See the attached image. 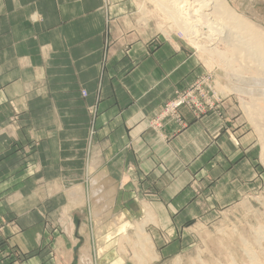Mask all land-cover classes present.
Listing matches in <instances>:
<instances>
[{
  "label": "crops",
  "instance_id": "obj_1",
  "mask_svg": "<svg viewBox=\"0 0 264 264\" xmlns=\"http://www.w3.org/2000/svg\"><path fill=\"white\" fill-rule=\"evenodd\" d=\"M190 60L182 49L137 29L126 0H0V147L14 138L4 127L10 103L19 99L16 107L26 110L22 125L29 128L17 141L36 140L52 150L62 172H85L88 154L104 168L131 166L149 184L164 219L175 221L194 207L192 182L208 157L215 155V171L225 166L231 173L235 158L243 162L250 154L246 144L238 146L245 137L213 112L195 119L181 109L185 127H149L162 105L196 80ZM65 157L76 166L61 169ZM25 173L22 166L19 174ZM21 179L29 186L28 177ZM2 181L0 220H9L14 216ZM46 235L3 233L0 264H47L50 248L59 253L54 243H66L65 235L55 234L46 248Z\"/></svg>",
  "mask_w": 264,
  "mask_h": 264
},
{
  "label": "rangeland",
  "instance_id": "obj_2",
  "mask_svg": "<svg viewBox=\"0 0 264 264\" xmlns=\"http://www.w3.org/2000/svg\"><path fill=\"white\" fill-rule=\"evenodd\" d=\"M162 1L126 0L130 18L137 29L152 33L159 44L167 42L187 53L198 75L194 82L176 91L174 97L162 105L149 119V127L159 129L169 122L185 127L181 109L189 111L195 119L209 112L219 114L234 126L235 132L245 137L246 142H238V146L246 144L250 149L245 159L248 164L238 155L236 162L228 163L231 173H226L225 166L220 173L219 169H214L217 162L212 154L201 164L192 182L194 207L170 222L164 219L163 208L154 201L149 184L136 178L131 166L124 169L114 162L113 169L104 168L101 159L88 154L85 172H62L52 150L46 152V147H38L40 143L36 140L17 141L18 132L25 129L26 133L29 126L22 125L21 116L26 110L20 111L16 106L21 107L22 103L15 99L10 103L12 114L4 127L14 138L7 148L4 143L0 147V182L7 181L2 189L8 187L5 199L14 217L0 220V236L3 233H47L48 248L53 245L52 236L65 235L62 240L66 244L54 243L59 246V253L50 248L47 264H54L57 258L59 264H264V64L253 55L250 46H246L243 31L226 20L212 19L214 16L208 15L212 12V0L207 5L196 0H179L184 8H189L184 10L187 14L184 28L189 30L185 35L178 23L164 14L159 6ZM226 1L228 8L264 32V0ZM189 2L205 7L190 9L193 6ZM195 24L199 25L197 29ZM204 36L208 38L204 40ZM190 39L199 42L201 49L194 48ZM211 48L231 53L236 50L238 54L220 58L203 52ZM197 90L211 103L205 106L203 114L188 102L179 105L174 114L173 111L165 114L166 105L189 92L198 96ZM157 118L159 123L151 127L150 122ZM217 150L214 148L213 152ZM63 161L67 162L61 166L63 170L76 166L68 163V157ZM38 162L45 165L42 173L37 171ZM22 166L26 167L25 174H19ZM24 176L28 177L29 186L21 185ZM221 177L222 185L219 184ZM17 184L21 185L18 189ZM25 200L28 205L23 204ZM136 226H142V234L136 233Z\"/></svg>",
  "mask_w": 264,
  "mask_h": 264
},
{
  "label": "bare ground",
  "instance_id": "obj_3",
  "mask_svg": "<svg viewBox=\"0 0 264 264\" xmlns=\"http://www.w3.org/2000/svg\"><path fill=\"white\" fill-rule=\"evenodd\" d=\"M188 1H190V0H188ZM187 1V2H188ZM196 1H198L199 2V4L200 3H206V5L208 4V2L210 1V0H208V1H206V0H196ZM213 1V6L211 7V4H210V7H211V10H212V12H211V14H208V15H211V16H214V17H212V19L213 18H215V17H217L218 18V20H221V21H223V20H226L227 22H228V24L230 23L233 27H235V28H237V29H239V31H243L242 33H245L244 35H245V37H246V42H247V44H246V46L247 45H249L248 47L251 49V51L253 52V55L254 56H256L258 59V61L259 62H261L262 64H264V32L263 31H260V30H258L257 28L255 29L254 28V26L252 25L251 26V22L249 23V21H246V19H244L242 16H241V14H238L235 10H233L232 8L230 9V8H228L227 6H226V4H225V1L224 0H212ZM211 1V2H212ZM198 2H197V4H198ZM227 2V1H226ZM188 4H192V6H193V3L191 2H189ZM196 4V2H195V6L197 5ZM198 4V5H199ZM186 5V4H185ZM202 5H203V7H202ZM201 5V7L200 6H196L197 8H201V10L205 7L204 6V4H202ZM159 6L164 10V14L166 15V16H168V17H170L171 19H172V21H175L176 23H178V28L179 29H181V32H185L184 33V35L187 33L188 34V29H186V28H184V27H186V20H187V17L185 16V15H187L185 12L187 11V10H185V9H187L188 7L187 6H185V7H187V8H184V5L183 4H181L180 3V1L179 0H163L162 2H160V4H159ZM191 6V5H190ZM195 6H193L192 8H190V9H193ZM194 8V9H197V8ZM207 7V6H206ZM140 8V7H139ZM209 8V7H208ZM189 9V8H188ZM184 10H185V12H184ZM205 11V10H204ZM207 11V10H206ZM209 11V10H208ZM195 13V12H194ZM200 13V12H199ZM209 13H210V11H209ZM191 14V13H190ZM196 14H197V12H196ZM201 14V13H200ZM189 15V14H188ZM207 15V16H208ZM191 16H192V14H191ZM191 16H189V17H191ZM193 16H196V15H193ZM202 16H203V14H202ZM201 17V16H200ZM199 17V18H200ZM204 17H206V16H204ZM203 17V18H204ZM196 18V17H195ZM210 18V17H209ZM209 18H208V22H209ZM216 18V19H217ZM169 19V18H168ZM193 19V18H192ZM191 19V20H192ZM207 19V18H206ZM216 19L214 20V21H216ZM203 20V19H202ZM201 20V21H202ZM217 20V22H219ZM194 21V20H193ZM204 21H205V19H204ZM203 21V22H204ZM210 21H211V19H210ZM191 22V21H190ZM208 22H205V23H208ZM217 22H215L216 24H217ZM188 23H189V21H188ZM210 23V22H209ZM214 23V22H213ZM203 24V23H202ZM202 24H200V27H201V25ZM212 24V23H211ZM226 24V23H225ZM174 25V24H173ZM189 25H193V22H192V24H190L189 23ZM196 25V24H195ZM213 25V24H212ZM175 26V25H174ZM194 26V25H193ZM197 26L199 27V25L197 24L195 27H196V29H197ZM204 26H206V25H204ZM208 26H210L209 24H208ZM213 26H215V24L213 25ZM211 27L212 29L214 28V27ZM217 26H219V25H217ZM216 26V27H217ZM203 27V26H202ZM188 28V27H187ZM193 28V27H192ZM209 28V27H208ZM190 29V28H189ZM200 30H201V28H199ZM205 28H203V30H204ZM211 29V30H212ZM215 29V28H214ZM221 29V27H219V30ZM191 30V29H190ZM206 30V29H205ZM230 30V29H229ZM180 31V30H179ZM208 31V30H207ZM192 32H193V29H192ZM191 32V33H192ZM213 32V31H212ZM211 32V33H212ZM197 34H199L198 32H196ZM201 33H202V30H201ZM205 33V32H204ZM209 33V32H208ZM211 33H210V35H211ZM203 34V33H202ZM202 34H200V36L202 35ZM232 34V33H231ZM229 35H230V33H229ZM212 36H213V34H212ZM215 36V35H214ZM214 36H213V38H214ZM189 37V36H188ZM195 37H197V38H199V39H201V40H203L202 38H200L199 36H194V38ZM203 37V36H202ZM205 38H204V40L206 39V37L207 36H204ZM208 37H210V38H212L211 36H209V34H208ZM207 37V38H208ZM193 38V37H192ZM228 38V37H227ZM231 39V38H230ZM195 40V39H194ZM194 40H191L190 39V41L191 42H189L194 48H197V50H199V49H201L200 48V46H199V42H195ZM188 41H189V39H188ZM212 41V39L210 40V42ZM217 41V40H216ZM206 43H208V41L206 42ZM205 43V44H206ZM226 43V42H225ZM224 43V44H225ZM228 43V42H227ZM233 43V42H232ZM209 44V43H208ZM244 44H245V42H244ZM211 46V45H210ZM228 46V45H227ZM204 49V48H203ZM235 49V48H234ZM203 52H207L208 54H210V55H215V56H217V57H224V56H231L230 55V53H231V51H228V50H226V51H218L216 48H211V49H207V50H203ZM240 53V52H239ZM231 54H238V52L236 51V50H232V53ZM207 56V55H206ZM244 57V56H243ZM238 58V57H237ZM237 74V73H236ZM235 74V75H236ZM232 76V75H231ZM236 77H237V75H236ZM251 78H252V76H251ZM255 78V77H254ZM253 78V79H254ZM255 79H257V78H255ZM261 79H259V81H260ZM252 81V80H251ZM253 81H255V80H253ZM252 81V82H253ZM258 81V82H259ZM252 82H249V83H252ZM262 83V82H261ZM254 83H252V85H253ZM260 83H258L257 85H259ZM249 86H250V84H249ZM253 86H255V85H253ZM223 88H224V86H223ZM226 88V87H225ZM255 89V88H254ZM256 89H257V87H256ZM228 90V89H227ZM243 90H246V89H243ZM259 90H262L261 88L259 89ZM248 92V91H247ZM251 92V91H250ZM257 93H259L258 92V90L256 91ZM255 92V93H256ZM262 92H263V90H262ZM261 93V92H260ZM264 93V92H263ZM251 94V93H250ZM239 95V94H238ZM247 108V107H246ZM101 188H103V187H101ZM96 191H97V189H96ZM98 191H100V190H98ZM96 199V198H95ZM100 203H98V205H99ZM148 213V212H147ZM127 226H128V224H127ZM134 228V227H133ZM135 231H136V233H139V234H142L141 232H142V226H136V228L134 229ZM147 240V239H146ZM250 252H252V251H250ZM249 253V252H248ZM253 254H254V252H253ZM252 258V257H251ZM255 260V259H254ZM249 261H250V259H249Z\"/></svg>",
  "mask_w": 264,
  "mask_h": 264
},
{
  "label": "built area",
  "instance_id": "obj_4",
  "mask_svg": "<svg viewBox=\"0 0 264 264\" xmlns=\"http://www.w3.org/2000/svg\"><path fill=\"white\" fill-rule=\"evenodd\" d=\"M197 93L198 96L195 95L194 92H189L187 96H183L178 101L166 105L165 114L170 113L172 111L174 114V111L177 109V107L184 102H188L196 109L198 113L203 114L205 106H211V103L208 102V100L202 94L201 91L197 90ZM83 95H85L84 92ZM159 121L160 120L157 118L155 121H152V124L150 122L151 127L155 128V126L159 123Z\"/></svg>",
  "mask_w": 264,
  "mask_h": 264
}]
</instances>
